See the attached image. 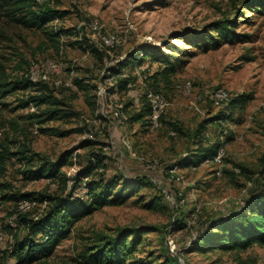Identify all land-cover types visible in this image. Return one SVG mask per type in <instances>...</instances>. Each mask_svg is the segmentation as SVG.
<instances>
[{
  "label": "rangeland",
  "instance_id": "1",
  "mask_svg": "<svg viewBox=\"0 0 264 264\" xmlns=\"http://www.w3.org/2000/svg\"><path fill=\"white\" fill-rule=\"evenodd\" d=\"M44 3L65 10L57 20L58 25L72 28L81 18H96L104 29L119 33L123 41L102 56L96 50L81 47L75 40L74 29L67 31L61 42V39L53 40L44 27H28L7 13L2 15L0 71L4 69L9 76L26 73L31 63L54 57L63 66L58 77H69L74 67L76 75L88 79L89 87L83 89L75 83L59 87L50 84L66 105L76 111L69 119H51L43 124L56 127V132L41 130L31 116L37 106L20 104L34 89H16L0 96V141L9 143L13 149L25 143L32 152L50 158L71 147L73 162L63 166L70 175L86 162L91 151H98L104 156L93 176L107 181L122 173H142L153 183L137 187L121 203L103 205L79 219L49 256L19 264H97L82 261L79 251L95 241L98 232L111 234L124 225L147 229L135 256L150 259L152 263L171 251L180 254L189 264H264V244L260 243L244 249L199 248L203 243L200 232L206 224L238 209L256 185L264 183V14L246 9L250 15L248 20L243 16L238 19L237 29L250 32V39L224 42L203 51L177 35L223 15L234 16L235 6H243L241 0H43L37 1L36 6ZM168 39L179 45L176 53L182 61L169 79L162 77L158 83L167 103L160 124L154 127L133 120L131 115L144 102L146 88L152 87L153 78L149 75L159 63L146 57L143 62L149 63L150 72L143 71L147 72L145 82L135 75L128 87L114 93L108 88L112 85L109 77L120 75L109 67L139 43L161 46ZM134 63L131 61L123 68L133 67ZM129 74L133 75L131 71ZM187 81H191L190 90L186 88ZM96 83L105 87L107 103L122 104L121 120L113 116L107 104L100 111ZM219 85L227 87L233 95L252 90L254 97L244 107L234 109L227 119L211 118L221 107L212 101L209 92ZM203 121H206L204 128L196 136L195 129ZM70 127H81V130L59 132ZM220 128L227 129L221 175L215 172L217 164L211 160L196 167L179 162L198 145L217 139ZM206 131L210 132L209 137ZM123 134L128 136L129 145L122 141ZM85 137L96 139L97 143L82 145ZM154 159L157 164L150 166ZM21 162L17 156L8 158L5 170L0 173V180L11 183L9 187H0V264H17L10 247L27 233L34 235L19 219V214L37 217L48 206L47 200L36 199L39 203L22 207L21 192L45 191L86 198V189L81 185L72 188L67 181L64 187L59 179L27 177ZM34 163L29 161L28 165ZM175 166L177 172L173 170ZM235 166H241V171H236ZM175 173L183 176L177 178ZM118 189L116 186L114 192ZM128 191L123 189V193ZM165 191L178 194L177 205ZM152 197L160 199V206H144L142 202Z\"/></svg>",
  "mask_w": 264,
  "mask_h": 264
},
{
  "label": "trees",
  "instance_id": "2",
  "mask_svg": "<svg viewBox=\"0 0 264 264\" xmlns=\"http://www.w3.org/2000/svg\"><path fill=\"white\" fill-rule=\"evenodd\" d=\"M243 6H235V15H223L205 23L199 28H187L179 35L188 43L196 48L206 51L211 48H217L224 42L244 41L250 39L252 34L248 31L237 29V23L240 16L247 19L250 17L245 12L246 9L257 11L264 14V0H241ZM37 0H0V20L5 13L11 15L16 21L28 27L45 28L53 40H60L61 33L74 27H65L58 25L54 27L52 21L56 17H62L65 10L52 7L44 3L42 6H36ZM48 25L50 28H48ZM75 32L76 31L72 30ZM76 42L83 48H91L98 51L102 56L104 51L95 47L86 37H76ZM179 45L170 39L164 40L163 45L142 42L134 49L128 51L126 56L110 66L114 72L118 73L123 66L131 61L142 63L146 57L159 63L158 68L152 72V88L158 89V83L176 70L182 57L176 53ZM108 54V53H107ZM247 58H252L248 55ZM135 75L127 74L117 79L116 85H110V91H116L128 87L129 82ZM88 79L83 75H75L74 83L83 89L89 87ZM96 85V84H95ZM16 89H34L35 92L28 93L22 99L23 106L34 104L37 110L32 111L31 116L40 124L43 131H57L56 127L43 125L51 119H69L76 114V111L70 109L65 100L58 96L51 85L46 81H33L26 73L9 76L2 69L0 71V96H4ZM254 97V91L243 90L233 95L229 101L226 110L219 109L211 118L227 119L232 116L233 110L237 107H244L246 102ZM151 105L145 95V100L141 107L135 111L131 118L135 121H141L143 124H151L150 120ZM203 121L195 129L196 136L204 128ZM176 129L181 130L180 126L173 123ZM74 130H81V127H70L59 131L61 134H67ZM227 137L225 138V140ZM97 143L96 139L85 137L81 140L82 145ZM222 141L217 138L206 145H198L195 150L180 158L182 164L199 165L206 159H213L218 151ZM74 149H63L56 158L39 156L32 152L31 147L22 143L17 149L4 141H0V173L5 170L8 158L17 156L20 160L24 159L25 165L22 171L29 178L51 177L59 179L66 187L68 178H72V188L81 185L86 189V198L80 195L62 196L61 194H51L49 192L23 191L19 199L30 197L41 201L47 200L46 210L37 217H27L19 214V219L30 229L31 235L27 233L14 241L10 247V253L15 255L16 263H30L41 260L49 256L62 239L67 237L74 224L82 217L92 213L99 207L106 204L121 203L128 196L133 194L137 187L153 183L152 179L142 173H122L114 175L111 179H104L93 176L97 167L103 161V154L98 151H91L86 162L80 165L76 172L70 176L64 171L63 166L73 162ZM29 161H35L29 166ZM178 162V163H179ZM241 167V166H240ZM242 169V168H241ZM87 177V179H84ZM70 184V186H71ZM11 183L0 180V187H9ZM119 186L118 191L114 188ZM129 191L123 193V189ZM164 194V192L162 191ZM144 206L153 208L161 204L160 199L152 197L142 202ZM215 228H219L215 230ZM147 229L137 226H119L114 233L98 232L95 241L87 243L79 251V258L87 263L97 264H187L180 260L177 253L168 251L163 257L152 263L150 259L141 256H135V252L142 242L143 234ZM202 244L199 248L214 249L222 248L244 249L253 243L264 244V183L256 185V188L246 197L244 203L235 210L217 219H211L200 232Z\"/></svg>",
  "mask_w": 264,
  "mask_h": 264
},
{
  "label": "built area",
  "instance_id": "3",
  "mask_svg": "<svg viewBox=\"0 0 264 264\" xmlns=\"http://www.w3.org/2000/svg\"><path fill=\"white\" fill-rule=\"evenodd\" d=\"M37 1H43V0H37ZM59 18L60 17H56L52 21V25L54 27L58 26L57 20ZM74 30L76 31V37L78 38L86 37L95 47L104 51L105 54L109 53L114 46L120 44L123 41V37L119 33H117L116 31H109L107 29H104L103 24L96 18L79 19L74 25ZM60 39L61 42L65 39L64 33H61ZM62 69H63L62 63L57 58L48 57L43 62L31 63L26 71V75L33 81H46L49 84H53L55 87H59L62 85H66V86L74 85V76L76 75L75 73L76 70L74 69V67H72L70 70L71 75L64 79L57 76V74L60 73ZM145 70H148V72H150L149 63H144V62L136 63L134 64L133 67H124L120 72H118V75L125 76L129 74V71H131L134 75H138L140 79L143 82H145V79L147 77V72L143 73V71ZM109 78L111 79L112 85H116L118 79L117 75L113 74ZM186 88L189 90L192 88L191 81L186 82ZM96 90H97V102L100 103L101 106L100 111L103 110V108L107 104L108 106H110V110H112L113 116L121 120L123 116L122 104L107 103L106 101L107 93L105 87L102 84L96 83ZM111 92L114 93L115 91H111ZM145 95L151 105V114H150L151 125L154 127L158 126L161 122L162 111L167 103L165 94L161 90H155L152 87H147L145 90ZM209 96L217 106H220L221 109L226 110L228 108L229 101L233 96V93L227 87L219 85L213 88L209 92ZM30 105L32 106V108L35 107L34 104H30ZM81 116L85 117L84 114H82ZM226 133H227L226 128L219 129L218 138L222 141V143L220 144L218 151L213 157V159H206V160H211L212 162L217 164L215 172L218 175L222 174V164L224 161V156L226 154V146L224 143L226 138ZM88 135L93 136L92 133H88ZM206 135L207 137H209L210 132L206 131ZM121 139L125 144L129 145V138L126 134H123ZM21 164L25 165L24 159H22ZM156 164H157V159H154L149 163L150 166H155ZM190 166L196 167L197 165L191 164ZM234 169L236 171H241L240 166H235ZM173 170L177 172V166L173 167ZM174 176H176L177 178H181L183 174L175 173ZM50 179L54 180L51 177ZM71 182H72V178L69 177L68 178L69 186ZM165 195L169 197V199L173 202L174 205H177L178 194H175L170 191H165ZM37 202L38 200L34 198L25 197L21 199L20 204L22 207H30ZM178 256L180 260L183 261L182 256L180 254H178ZM186 263L189 264L188 262Z\"/></svg>",
  "mask_w": 264,
  "mask_h": 264
}]
</instances>
